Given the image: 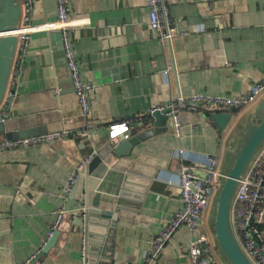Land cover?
I'll return each instance as SVG.
<instances>
[{"label":"crops","instance_id":"obj_1","mask_svg":"<svg viewBox=\"0 0 264 264\" xmlns=\"http://www.w3.org/2000/svg\"><path fill=\"white\" fill-rule=\"evenodd\" d=\"M69 2L77 59L86 82L96 88L92 113L82 116L58 33H34L17 49L5 99L11 93L13 103L8 113L6 102L0 107V117L8 114L0 122V141L71 134L0 150V264H31L47 241L54 212L70 207L71 193L64 197V189L87 157V206L118 216L112 264H142L148 240L182 207V164L202 165L211 156L224 171L231 131L255 104L237 110L182 108L179 140L172 119L155 128L148 115L180 97L248 93L264 77V0H165L171 25L189 31L170 46L152 36L146 0ZM30 4L28 12L21 0L18 26L27 16L32 25L57 16L56 0ZM218 113L232 115L224 131L212 119ZM89 123L93 129L86 133ZM115 123H127V133L141 139L122 158L104 150L119 140L109 136ZM212 217L210 208L199 234L213 237ZM59 230L56 246L34 264H85L83 225L73 212L66 210ZM189 239L188 230L179 229L156 264H191ZM217 259L224 264L219 251Z\"/></svg>","mask_w":264,"mask_h":264},{"label":"built area","instance_id":"obj_2","mask_svg":"<svg viewBox=\"0 0 264 264\" xmlns=\"http://www.w3.org/2000/svg\"><path fill=\"white\" fill-rule=\"evenodd\" d=\"M27 11L30 12V0H25ZM165 0H146L149 16V28L152 36L161 45L167 46L178 37L189 34L188 30L179 31L172 26L165 8ZM57 20L55 22L32 25L27 16L17 28L18 48L24 49L34 33L42 31H59L63 51L67 60V67L74 85L75 94L80 105L82 116L86 119L91 116V98L96 88L87 83L72 38V31L76 21L71 18L72 6L69 0H56ZM198 32V31H197ZM170 70L165 72L167 77ZM264 95V77L250 87L245 95L234 97L205 95H193L192 97H180L173 101L168 107L171 110L169 115L173 121V135L179 140L183 137L182 124L179 112L182 108L188 111H195L198 106H206L214 109H242L257 103ZM11 97L12 94L10 93ZM165 108H158L163 110ZM157 110V109H155ZM155 110L151 111L154 112ZM0 122L3 119L0 117ZM93 129L89 123L85 132ZM129 131L127 123H115L109 127V136L115 140L120 135ZM69 131L50 132L26 138H15L0 141V150L25 148L30 145L46 144L70 136ZM91 157L83 159L78 165L76 172L71 177L69 184L64 189V197L72 191L80 173L86 169ZM180 184L179 196L182 204L181 209L174 217L167 221L160 231L152 236L146 245L142 264H156L161 257L167 244L181 228L188 230L190 234L188 244V257L191 264H216L218 248L215 240L210 234H199V228L211 207V203L217 191L221 178L219 161L215 157H207L202 165H191L183 163L179 170ZM55 220L50 226L47 241L54 236L59 229L66 209L64 207L54 212ZM264 225V147L254 158L249 169L239 181L238 189L232 205V226L238 243L253 264H264V232L261 227Z\"/></svg>","mask_w":264,"mask_h":264},{"label":"water","instance_id":"obj_3","mask_svg":"<svg viewBox=\"0 0 264 264\" xmlns=\"http://www.w3.org/2000/svg\"><path fill=\"white\" fill-rule=\"evenodd\" d=\"M21 13V0H0V107L7 104V113L13 103V97L6 101L10 74L17 54V28ZM57 16L51 19L55 22ZM58 33L60 40L61 34ZM62 44V41H61ZM171 43L169 44V46ZM63 48V45H62ZM171 110H155L148 115L153 121V127L164 128L169 119ZM8 118V114L1 119ZM212 119L220 130H226L232 120L231 114H214ZM117 142H110L104 147L107 153L114 157L130 155L132 149L141 141L140 135L131 132L120 135ZM229 150L225 169L219 170L221 178L217 191L211 203L212 231L220 258L224 264H253L238 243L232 226V205L239 181L245 175L254 158L264 147V98L255 103L253 108L232 129L228 139ZM102 150V151H104ZM99 157L105 158L100 153ZM89 175L88 166L82 171L72 188L67 211L75 214L76 220L83 225L85 239V264H112L114 252V237L118 216L112 211H103L90 208L86 203L85 185ZM73 202L74 205H73ZM58 229L43 249L32 260L36 263L53 249L60 237Z\"/></svg>","mask_w":264,"mask_h":264}]
</instances>
